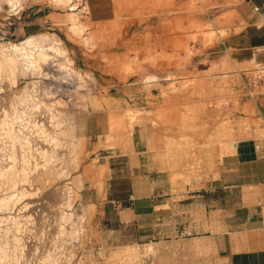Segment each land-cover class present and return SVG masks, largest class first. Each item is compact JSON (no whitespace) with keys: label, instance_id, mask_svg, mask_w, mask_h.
I'll return each mask as SVG.
<instances>
[{"label":"rangeland","instance_id":"1","mask_svg":"<svg viewBox=\"0 0 264 264\" xmlns=\"http://www.w3.org/2000/svg\"><path fill=\"white\" fill-rule=\"evenodd\" d=\"M6 1L0 3V44L47 36L64 51L37 75L0 76V107L11 109L28 87L49 105L34 115L47 135L29 130L50 157L30 158L37 166L28 185L12 184L9 172L0 176V199L30 189L0 217L9 215L11 225V217L25 222L26 212L35 214L39 233L26 240L31 264H197L199 257L210 263L202 257L207 251L196 253L198 259L192 251L200 240L126 241V231H112L103 208L83 191L105 198L119 179L151 176L176 194H194L218 173L223 153L264 124L251 96L264 86L261 68L242 75L231 64L203 71L206 64L194 62L196 46L217 38L211 25L192 16L208 0H23L18 10ZM61 208L71 213L66 223Z\"/></svg>","mask_w":264,"mask_h":264},{"label":"crops","instance_id":"2","mask_svg":"<svg viewBox=\"0 0 264 264\" xmlns=\"http://www.w3.org/2000/svg\"><path fill=\"white\" fill-rule=\"evenodd\" d=\"M192 16L217 33L212 42L196 46L194 62H204L203 71L218 62L219 68L231 64L242 75L252 74L254 66L264 72V0H208ZM251 96L264 119V86ZM223 154L218 173L191 196L176 194L150 176L140 182L119 179L105 198L94 189H85L83 197L103 208L112 231H126V241L200 240L207 264H264V124L253 126L233 152Z\"/></svg>","mask_w":264,"mask_h":264},{"label":"bare ground","instance_id":"3","mask_svg":"<svg viewBox=\"0 0 264 264\" xmlns=\"http://www.w3.org/2000/svg\"><path fill=\"white\" fill-rule=\"evenodd\" d=\"M2 1L3 0H0V3ZM7 1L11 5V7L18 10V7L21 5L23 0H7ZM54 1L63 4L64 2L67 3L66 1L68 0H54ZM69 5H72V4H69ZM74 14L76 13H73V15ZM78 25L79 24H77L76 27ZM76 27L75 29H77ZM79 29H81V27ZM36 37L37 38L30 36L29 38H27L25 41H22L21 43L0 44V76L3 71H6L8 76H11L15 72L30 73L33 75H37L41 73L43 64L48 63L51 59H54L52 57H54L55 55L62 54L63 47L61 45V42L58 39L50 38L47 36L46 37L36 36ZM61 67L64 69L66 66L62 64ZM68 73L70 72H67V74ZM20 93L21 94H19L20 96L18 98L15 97L16 101L14 102V104H12L13 106H11L12 107L11 109L9 108L7 109L6 107L4 108L2 106L0 107V166H1L0 176L2 174L7 175L8 173L6 172H9L11 174L10 176L7 175V177H10V182L12 184L18 185V183L19 182L21 183V180H22L26 185H28L29 182H32L30 181L32 177L31 173L34 170V168L37 166V164L35 166L34 164L33 165L31 164L32 159H34L36 155H40L41 158H44V159H48L50 157L49 151L45 149L46 147L45 148L43 147L44 145L40 146V144L36 140L37 137H35L36 134H43L44 137L47 135V130L44 128L41 122L37 121L36 119L37 116L35 115V113H37V110L40 109L42 106H45L48 109L49 105L45 101L41 100L37 95H35L34 90H30L29 87ZM15 96H18V95H15ZM34 115L36 116L35 118H34ZM55 117L53 115V118ZM30 126L36 129L38 128L41 131L39 133H36L35 136H33L34 134L33 132H31L32 128L29 130ZM36 131L38 130H35V132ZM20 156L22 157V159L20 160L21 161L23 160L22 164L21 163L18 164L17 162ZM7 157L10 160V164L6 163ZM30 158L32 159L30 160ZM5 165H7L9 169L5 168ZM42 177H45V176H42ZM10 186L12 188V185ZM21 189H24V188H21ZM13 190H16V188L15 189L13 188ZM29 190L30 189L27 186L25 187V190L19 191L15 194L14 193L8 194L9 193L8 192L7 195L1 197L0 199V210L6 211V210L12 209L11 206L15 204L18 197L28 195ZM68 207H70V205H68L67 208ZM61 210H58V211H61L58 215L60 220L63 221L65 218L67 217L69 218L71 213L66 210H63L62 208ZM25 214L29 216L27 220H25V222L21 218H19L18 217L19 215H18V216L10 218L11 225L7 224L9 215L7 217L6 216L0 217V264L1 263L4 264L6 262L8 264H31V260L28 258L27 249L28 248L32 249V245H27L26 240L35 238L39 232H38V229L35 230V227H34L35 219H36L35 214L33 212L32 213L26 212ZM63 222L66 223V221H63ZM62 228H64V226H62ZM60 230H61V227H60ZM11 240H14L15 242H17L16 245H14V248H11L9 245V242ZM153 245L151 244L148 245L147 250L149 252L155 253L156 255L157 251L155 249V246ZM205 249L206 248H204L203 243L197 242L194 245L192 251L195 257L198 259V257L196 256V253L204 252ZM129 257H136V255L131 252L129 254ZM196 262H197L196 260H193V261H189L186 264H196Z\"/></svg>","mask_w":264,"mask_h":264}]
</instances>
